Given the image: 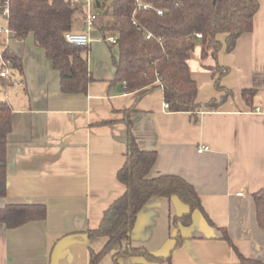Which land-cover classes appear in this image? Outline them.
Wrapping results in <instances>:
<instances>
[{
  "label": "crops",
  "instance_id": "obj_1",
  "mask_svg": "<svg viewBox=\"0 0 264 264\" xmlns=\"http://www.w3.org/2000/svg\"><path fill=\"white\" fill-rule=\"evenodd\" d=\"M259 3L253 31L243 34L233 51L223 48L217 59L210 55L202 60L198 47L195 60L189 62L200 104L222 101L225 91L217 90L213 69L218 64L230 70L221 79L229 95L218 108L197 113L196 123L190 113L165 109L161 89L138 100L142 91L125 94L112 85L113 53L100 37L102 30L109 33L113 18L99 15L92 33L88 54L92 82L87 93L69 95L61 91L60 76L33 35L22 42L13 39L1 15L5 27H0V58L6 49L21 58L24 75L9 67L8 83H0V101L13 108L7 196L0 198V208L43 204L47 218L13 230L0 225V264H89L90 251L105 246L106 238H90L87 231L99 227L105 210L126 191L117 174L128 146L122 111L132 106L133 133L140 148L158 153L149 176L178 175L193 184L214 226L196 209L191 224L178 229L172 220L189 207L177 197L152 198L138 215L132 246L167 257L178 230L182 245L174 250L171 262H149L139 256L119 262L241 264L223 239V228L245 256L264 263V230L252 197L264 188V0ZM85 7L77 33L85 30ZM248 89L256 90L250 105L242 96ZM202 147L208 150L200 153ZM119 249L113 248L99 264H115Z\"/></svg>",
  "mask_w": 264,
  "mask_h": 264
},
{
  "label": "trees",
  "instance_id": "obj_2",
  "mask_svg": "<svg viewBox=\"0 0 264 264\" xmlns=\"http://www.w3.org/2000/svg\"><path fill=\"white\" fill-rule=\"evenodd\" d=\"M98 1L100 8L95 5V9L102 12L100 16L114 19L112 27L107 30L117 37V43L110 45L111 50L117 49V54L112 56L115 68L112 85L121 86V93L125 94L142 91L138 100L151 90L161 89L168 111L190 113L195 123L198 122L197 113L203 108L216 109L229 95L230 92L221 87V79L230 70L218 64L213 69L214 76H217V90L225 91L222 101L213 99L200 104L197 102L198 84L189 65L193 53L200 47L201 59L205 60L210 55L217 59L223 48L227 52L233 51L239 38L253 31L254 18L260 7L259 0H141L149 9H139L135 0ZM83 6L82 0H0V15L9 9L8 16H4L8 29L13 32L12 38L22 42L33 35L35 45L45 50L47 59L59 74L61 91L69 95L86 94L92 82L88 64L90 48L70 44L65 38L75 28L77 10L84 13ZM102 35L106 40L105 30ZM2 56L10 61L13 71L24 75L21 58L8 49ZM2 69L1 64L0 72ZM0 83L7 84L8 80L0 75ZM255 94L256 90L248 89L242 96L250 105ZM135 111V106L122 111L128 126V146L126 161L117 179L125 185L126 191L105 210L99 227L87 231L90 238L107 239L100 251H90L89 264H99L117 246L120 249L113 257L115 264H121L119 260L123 257L134 256L149 262H171L174 250L183 243L179 230L167 257L156 256L130 242L138 215L152 198L177 197L189 207L188 212L173 218L172 224L178 229L191 224L196 209L214 226L193 184L178 175L149 176L158 153L140 148L131 120ZM12 118L11 104L0 101V198L7 196ZM252 197L257 221L264 230V188ZM46 218L47 207L43 204H8L0 208V225L9 230ZM220 230L241 264H264L245 256L228 231Z\"/></svg>",
  "mask_w": 264,
  "mask_h": 264
},
{
  "label": "built area",
  "instance_id": "obj_3",
  "mask_svg": "<svg viewBox=\"0 0 264 264\" xmlns=\"http://www.w3.org/2000/svg\"><path fill=\"white\" fill-rule=\"evenodd\" d=\"M138 8H144V9H149L150 7L147 5H143L141 0H135ZM82 3L88 6V11L85 14V30L82 33H77V32H68L65 36L66 40L73 45L76 46H82V47H90L92 44V33L97 30L98 25L100 23V16L96 13L95 11V5H96V0H82ZM159 14H162L161 11H158ZM9 14V9L6 8L4 15L8 16ZM11 34L10 30L8 31ZM198 37H201L198 35ZM150 38V36H148ZM106 42L110 45H114L117 43V37L116 35H112L106 38ZM1 63L3 65V69L0 72L1 77L3 78H8L9 77V67L11 66L10 61L5 60L4 57L1 55ZM165 109H168V104L165 103L164 105ZM255 113H261V110L259 108H256L254 110ZM205 150H208L207 148H200L199 152L202 153Z\"/></svg>",
  "mask_w": 264,
  "mask_h": 264
},
{
  "label": "rangeland",
  "instance_id": "obj_4",
  "mask_svg": "<svg viewBox=\"0 0 264 264\" xmlns=\"http://www.w3.org/2000/svg\"><path fill=\"white\" fill-rule=\"evenodd\" d=\"M83 5H85L84 3H83ZM85 7V6H84ZM88 7H85V9H87ZM86 11V10H85ZM87 11H88V9H87ZM87 11H86V13H87ZM98 15H101V13L102 12H100L99 10H97V12H96ZM80 17H82V12L78 9L77 10V13H76V15H75V19H76V24H75V28H74V32H78L79 30H80V28L82 27V24H81V21H80ZM0 27H5V22H4V19H3V17L0 15ZM79 29V30H78ZM109 36H112V33H111V35L108 33V34H106V38L107 37H109ZM100 40L104 43L105 41H104V39H103V36L101 35V37H100ZM105 44V43H104ZM107 47H109L107 44H105ZM110 48V47H109ZM198 48V47H197ZM196 48V49H197ZM111 49V48H110ZM199 51V49H197V51L195 50V52L193 53V55H192V58L190 59V61L189 62H191V61H193V60H195V57H196V54H197V52ZM111 53H113V55H116V51H115V48H112V52ZM191 63H193V62H191Z\"/></svg>",
  "mask_w": 264,
  "mask_h": 264
},
{
  "label": "water",
  "instance_id": "obj_5",
  "mask_svg": "<svg viewBox=\"0 0 264 264\" xmlns=\"http://www.w3.org/2000/svg\"><path fill=\"white\" fill-rule=\"evenodd\" d=\"M96 6L98 9L100 8V2L98 0H96ZM118 88H119V90H121V86H119Z\"/></svg>",
  "mask_w": 264,
  "mask_h": 264
}]
</instances>
